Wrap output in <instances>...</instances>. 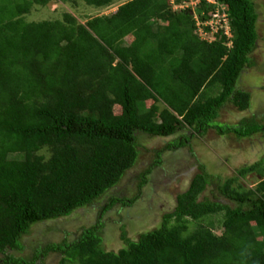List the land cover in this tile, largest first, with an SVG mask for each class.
Segmentation results:
<instances>
[{"label":"trees","instance_id":"1","mask_svg":"<svg viewBox=\"0 0 264 264\" xmlns=\"http://www.w3.org/2000/svg\"><path fill=\"white\" fill-rule=\"evenodd\" d=\"M52 1L0 0V263L36 264L58 252L59 264H264V160L239 170L262 176L256 188L233 186L238 178L217 184L224 201L201 200L214 182L203 168L160 226L137 240L122 234L118 252L105 248L101 233L110 209L135 202L121 184L141 192L162 162L157 151L151 166L134 173L145 140L178 135L167 144L176 149L190 139L183 131L204 135L214 127L239 139L264 133L257 115L216 125L229 103L251 105L239 82L255 65V1L200 0L212 40L198 34L192 8L176 9L173 0H127L85 23L69 13L28 20ZM81 1L105 8L118 0ZM216 13L225 15L219 25L211 22ZM93 212L96 223L79 227L74 239L34 234L47 223L45 231L62 232L59 223ZM32 237L34 246L26 243ZM27 245L31 256L14 254Z\"/></svg>","mask_w":264,"mask_h":264},{"label":"rangeland","instance_id":"2","mask_svg":"<svg viewBox=\"0 0 264 264\" xmlns=\"http://www.w3.org/2000/svg\"><path fill=\"white\" fill-rule=\"evenodd\" d=\"M126 1L118 0L108 7L99 8L86 6L81 0H71L70 3L64 0H53L47 6L36 7L27 18L32 21L63 20L64 14L69 13L77 17L80 22L85 23L92 16L111 14ZM254 1L259 15L258 47L251 55L255 65L252 68L245 69L239 82L240 88L251 92V105L248 109L241 110L234 104L229 103L221 110L220 116L216 120L218 127L239 125L244 118H252L255 115L260 116L259 118L264 117V0ZM199 2L200 0H189L178 4L176 0H173V7L176 9L191 7L192 14L199 18L198 34L202 38L212 40L213 36L204 31L200 22L198 10L196 9ZM221 17H217L216 20L211 22L219 25ZM131 40L130 37H127L125 44H129ZM120 110V108H116L117 112H120ZM261 121L263 120H259V122ZM183 133L187 134L190 139L184 147L176 149H168L167 144L176 137L179 138L178 135L170 138L145 140L146 149H144L140 164L134 169V173L138 174L140 168L151 166L157 151L161 152L162 162L157 164V167L148 176L151 178L150 184H146L141 192H137L136 184L130 185L129 190H127V187H129L127 182L121 184L119 192L126 190L123 191V196L137 197L132 205L121 206L117 204L106 213L105 218L102 220L105 221V227L101 233L107 250L118 252L125 245L122 234L125 235L126 239L137 240L142 232L160 226L164 216L174 211L177 196L189 188L194 176L201 173L203 168L213 177L214 182L204 191L201 200L204 198L215 199L213 197L215 195L217 196L215 200L224 201L225 198L220 196L217 184L232 178H238L233 186L241 184L246 190L256 188L262 180V176L256 171L243 177L239 175V170L245 165L250 166L264 160L263 132L255 133L253 136L244 139L237 138L235 133H221L218 128L214 127L210 128L204 135H201L200 132L192 133V131H183ZM96 215L97 213L93 212L87 214L86 219L82 221H63L57 227L62 229V232H47L45 230L52 225L50 223L42 224L36 228L34 234L39 237L42 232H46L48 240L60 241L67 232L69 233L68 238L74 239L81 232L79 227L84 224L90 227L96 223ZM221 218L222 215L216 220ZM216 226V231L221 234L222 228L218 227L219 224ZM32 239L37 241L32 237L31 239L28 238L26 243L31 242V246H34L32 245ZM47 239L42 237V241H48ZM30 249L27 245L25 250L14 254L29 257V255H32ZM60 258L58 252H51L45 258L39 259L36 264H59ZM0 264H3V262Z\"/></svg>","mask_w":264,"mask_h":264},{"label":"clouds","instance_id":"3","mask_svg":"<svg viewBox=\"0 0 264 264\" xmlns=\"http://www.w3.org/2000/svg\"><path fill=\"white\" fill-rule=\"evenodd\" d=\"M208 1H211V2H214V0H208ZM216 14H218V17H219V13H216ZM216 14H215V16H216ZM223 17H225V15H223ZM217 18V17H216ZM207 25V24H206ZM205 31V30H204Z\"/></svg>","mask_w":264,"mask_h":264},{"label":"built area","instance_id":"4","mask_svg":"<svg viewBox=\"0 0 264 264\" xmlns=\"http://www.w3.org/2000/svg\"><path fill=\"white\" fill-rule=\"evenodd\" d=\"M216 17H218V14H216Z\"/></svg>","mask_w":264,"mask_h":264}]
</instances>
